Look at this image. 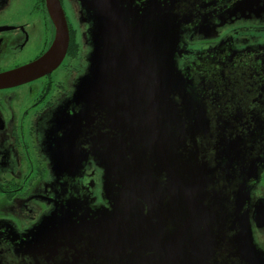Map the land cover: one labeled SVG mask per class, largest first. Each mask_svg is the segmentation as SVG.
Returning a JSON list of instances; mask_svg holds the SVG:
<instances>
[{
  "label": "water",
  "instance_id": "obj_1",
  "mask_svg": "<svg viewBox=\"0 0 264 264\" xmlns=\"http://www.w3.org/2000/svg\"><path fill=\"white\" fill-rule=\"evenodd\" d=\"M45 1L55 24L52 45L35 61L0 74V87L44 75L64 57L69 32L61 2ZM138 1L86 0L93 19L88 66L47 132L56 141L52 158L64 156L51 163L58 176L63 170L70 178L82 175L71 155L81 154L83 164L93 157L103 171V204L72 194L68 208L32 228L28 245L49 264H232L218 256L221 246L235 250L241 264H259L249 218L241 217L237 200L229 210L214 168L182 145L191 130L180 125L181 114H192L187 81L173 57L177 32L171 36L168 23L154 20L164 9L158 0ZM99 15L102 33L94 20ZM72 103L81 107V123L91 127L95 120L100 128L74 137L66 116ZM256 211L263 223L261 201ZM227 228L236 230L235 239L225 237Z\"/></svg>",
  "mask_w": 264,
  "mask_h": 264
},
{
  "label": "flooded vegetation",
  "instance_id": "obj_2",
  "mask_svg": "<svg viewBox=\"0 0 264 264\" xmlns=\"http://www.w3.org/2000/svg\"><path fill=\"white\" fill-rule=\"evenodd\" d=\"M60 2L69 38L57 68L0 87V264H49L28 245V233L45 215L68 208L72 194L95 199L93 157L73 178L64 170L58 176L51 166L64 156L52 158L47 132L72 98L93 43L86 0ZM157 7L164 9L154 20L168 23L171 36L177 32L173 57L190 93L185 101L192 117L182 113L180 125L191 132L182 145L214 168L211 175L228 194L229 210L237 200L241 217L249 218L250 236L264 249V222L256 211L258 201L264 206V0H158ZM94 20L101 31V16ZM55 35L45 0H0V74L41 57ZM235 231L227 228L225 237L235 239ZM217 251L241 264L228 246Z\"/></svg>",
  "mask_w": 264,
  "mask_h": 264
},
{
  "label": "rangeland",
  "instance_id": "obj_3",
  "mask_svg": "<svg viewBox=\"0 0 264 264\" xmlns=\"http://www.w3.org/2000/svg\"><path fill=\"white\" fill-rule=\"evenodd\" d=\"M65 11L68 12L69 16L71 15V11L68 7V5H65ZM92 46V45H91ZM126 58V56H124ZM131 62V60H130ZM149 68V67H148ZM148 71L150 72V68L148 69ZM76 80L75 79V83L72 84V89L74 90L75 88V84H76ZM80 110H81V107H79L78 105H74L73 103L70 104V107H69V110L68 112H66V116L71 119V125H72V134L73 136H78L79 134L83 132H87V133H91V128L92 126H94L93 128L96 130L98 128H100V125L97 124L95 125L97 122L94 120V123L92 124V126L90 127V125H85L83 123H81V120H82V116H80ZM56 141L53 140L50 144V149L52 151V154H54V152H56ZM79 144L82 145V141L79 140ZM81 158V154H73L70 156V160L72 161H77L79 162V164L77 166H75V168L73 170L77 171L78 170V174L80 173H83V171L85 170V168L87 166H89L88 164L90 162H86L85 164L82 163V160H80ZM82 163V164H81ZM95 163V162H94ZM85 165V166H84ZM95 170L97 171L96 173H93V174H96L92 181H93V184H92V187H91V190L93 192V195H94V201H101L102 202V175H103V171L97 167L96 163H95ZM90 169L87 171V173H89ZM92 175V174H90ZM256 245H257V248H259L261 250V253L257 256L258 257V263L259 264H264V249L261 248V246L259 245V243L256 242Z\"/></svg>",
  "mask_w": 264,
  "mask_h": 264
}]
</instances>
